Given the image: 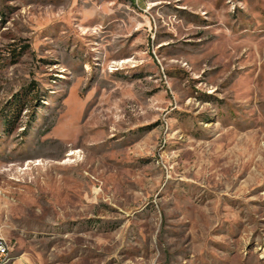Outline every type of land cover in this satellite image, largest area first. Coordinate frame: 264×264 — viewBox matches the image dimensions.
<instances>
[{
	"label": "rangeland",
	"instance_id": "rangeland-1",
	"mask_svg": "<svg viewBox=\"0 0 264 264\" xmlns=\"http://www.w3.org/2000/svg\"><path fill=\"white\" fill-rule=\"evenodd\" d=\"M0 0L4 264H264V0Z\"/></svg>",
	"mask_w": 264,
	"mask_h": 264
},
{
	"label": "built area",
	"instance_id": "built-area-1",
	"mask_svg": "<svg viewBox=\"0 0 264 264\" xmlns=\"http://www.w3.org/2000/svg\"><path fill=\"white\" fill-rule=\"evenodd\" d=\"M8 257V250L4 249V237L0 235V259ZM29 264V263H24Z\"/></svg>",
	"mask_w": 264,
	"mask_h": 264
},
{
	"label": "bare ground",
	"instance_id": "bare-ground-1",
	"mask_svg": "<svg viewBox=\"0 0 264 264\" xmlns=\"http://www.w3.org/2000/svg\"><path fill=\"white\" fill-rule=\"evenodd\" d=\"M4 249H5V250H8V245H7L6 241H5V239H4ZM7 259H9V258H8V257H6V258H1V259H0V264H4V263L7 261Z\"/></svg>",
	"mask_w": 264,
	"mask_h": 264
},
{
	"label": "crops",
	"instance_id": "crops-1",
	"mask_svg": "<svg viewBox=\"0 0 264 264\" xmlns=\"http://www.w3.org/2000/svg\"><path fill=\"white\" fill-rule=\"evenodd\" d=\"M130 1H132V2H134V3H138V2H140L141 4H144L146 1L145 0H130Z\"/></svg>",
	"mask_w": 264,
	"mask_h": 264
}]
</instances>
